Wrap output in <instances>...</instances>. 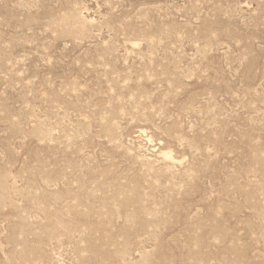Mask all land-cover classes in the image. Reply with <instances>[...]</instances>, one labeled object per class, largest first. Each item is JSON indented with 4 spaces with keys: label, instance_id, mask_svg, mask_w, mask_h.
<instances>
[{
    "label": "rangeland",
    "instance_id": "1",
    "mask_svg": "<svg viewBox=\"0 0 264 264\" xmlns=\"http://www.w3.org/2000/svg\"><path fill=\"white\" fill-rule=\"evenodd\" d=\"M0 264H264V0H0Z\"/></svg>",
    "mask_w": 264,
    "mask_h": 264
}]
</instances>
